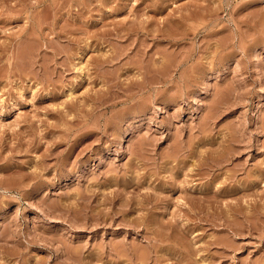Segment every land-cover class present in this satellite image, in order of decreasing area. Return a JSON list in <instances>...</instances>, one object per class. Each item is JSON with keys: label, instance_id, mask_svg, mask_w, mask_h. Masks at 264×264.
Segmentation results:
<instances>
[{"label": "rangeland", "instance_id": "374dc122", "mask_svg": "<svg viewBox=\"0 0 264 264\" xmlns=\"http://www.w3.org/2000/svg\"><path fill=\"white\" fill-rule=\"evenodd\" d=\"M0 264H264V0H0Z\"/></svg>", "mask_w": 264, "mask_h": 264}, {"label": "bare ground", "instance_id": "6f19581e", "mask_svg": "<svg viewBox=\"0 0 264 264\" xmlns=\"http://www.w3.org/2000/svg\"><path fill=\"white\" fill-rule=\"evenodd\" d=\"M208 86H209V85H208ZM205 89H206V92H207V87L204 88V89L202 90V92H204ZM208 89H209V87H208ZM209 90H210V89H209ZM209 90H208V91H209ZM201 95H202V94H201Z\"/></svg>", "mask_w": 264, "mask_h": 264}]
</instances>
